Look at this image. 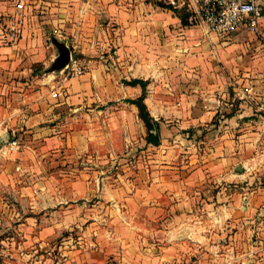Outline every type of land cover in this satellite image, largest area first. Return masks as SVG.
I'll list each match as a JSON object with an SVG mask.
<instances>
[{
	"label": "crops",
	"instance_id": "1",
	"mask_svg": "<svg viewBox=\"0 0 264 264\" xmlns=\"http://www.w3.org/2000/svg\"><path fill=\"white\" fill-rule=\"evenodd\" d=\"M18 1L0 0V182L12 183L14 177L20 175L42 177L46 174V157L61 158L62 161L63 152L70 151L66 147L68 144L73 140L74 144H83L84 137L71 139L67 127L71 123V128H78L93 110H108L109 105L105 103L108 95H105L102 86L103 81L108 84V80L103 75L102 65L111 62L112 58L123 65L132 63V70L123 68L121 71L128 79L152 80L156 77L157 65H161L165 71H172L174 65H185L186 71H181L189 76L195 70L191 86L200 88L196 96L198 99L195 103L185 102L182 111L197 112V125L193 123V129L187 133L194 135L197 131L194 129L205 125V118L214 116L218 111L230 112L225 132L220 136H211L215 137L213 141L216 139L219 142L212 152V157L218 161L212 170L219 174L223 169L229 170L227 174L234 176L235 181L245 182L241 186L244 198L240 202L236 201L235 193H230L229 196L233 198L227 201L215 199L216 195L212 201H205L201 195L193 194L200 193L199 186L190 191L189 186L182 184H163L165 194L158 197L156 193L150 195V202L154 205L149 208V212L155 213L152 217L155 221L160 212L158 209L162 207L165 212L164 219L158 217L164 224L163 230L160 228L158 232L159 242L154 240L151 247H148V243H141L138 247L129 243L132 237L123 231L124 222L117 209L124 205L121 190H112L92 181H80V176L92 171V168L72 169L59 165L54 175L78 176V181L73 179L71 183H53L46 190H42L41 185L33 188L44 201L51 199L49 203L52 208V215H37L36 221H48L47 224L53 225L51 229L58 236L68 230L64 242H61L64 245L60 246L65 258L58 264H173L174 240L190 237L199 240L210 233L220 235L219 229L197 231L193 235L192 229L187 227L188 223L180 235L174 233V217L170 215L178 206L185 209L180 215L184 214L182 216L187 219L194 216L204 220L207 216L213 225L223 224V227H227L223 234L230 238L241 236L239 233L242 231L245 235L256 232L261 245L259 248L264 255V184L252 188L254 176H262L264 181V150L261 154L254 153L258 142L263 143L264 140V17L258 35L242 27L229 36L219 37L216 33L206 32L202 26L184 25L173 11L152 0H136L138 4L133 11H124L123 2L128 0H21L24 3L25 28L21 38L11 42L3 23L18 12ZM32 11H36L35 16ZM48 23L51 25L48 26ZM48 27L57 31L64 40L53 38L49 41ZM70 39L74 41L76 50L78 48L79 52L89 54L92 59L88 60L89 70L81 77L85 80H70L63 95V91L60 94L59 90H55L58 89L55 78L61 76L68 63ZM110 42L117 47L118 57L101 55L103 60H96L93 54L106 49ZM62 49H65V53ZM210 62L211 67L208 65ZM98 63L101 67L97 66ZM50 64L53 66L52 72L48 71ZM36 65L42 66L40 73L45 72L36 73ZM183 78L191 81L190 78ZM98 80H101V87L93 92ZM126 87L128 91L136 92L134 99L142 96L140 85ZM182 95L189 101L188 97L194 94L183 92ZM92 96L99 97L100 104L96 105V109L90 104L91 100L97 101ZM151 97L149 91L145 103L151 115L159 121L152 112H160L162 107L152 103ZM199 98L206 102L205 109L198 104ZM219 102L226 105L219 106ZM130 106L137 112L135 104L131 103ZM164 112L167 111L164 109ZM219 131L222 132V129L216 133ZM209 133L204 135L206 140ZM14 138L18 140L17 149L11 146ZM225 138L229 140H223ZM221 148L223 151L220 152ZM77 152L73 160L82 157L80 152L83 153V147ZM259 158L262 161L260 168L255 166ZM241 163L243 171L239 174L237 171ZM178 189L184 196L180 202L175 201ZM218 193L217 197H220L221 192ZM189 196L194 203H198L197 206L189 201ZM193 206L195 210H192ZM189 209L192 210L191 214ZM4 219L0 217V222ZM7 220L11 222L13 217ZM29 222L28 215L20 219V235L26 239L29 238V230H23ZM51 229L42 227L35 232L36 238H44ZM175 237L177 239H173ZM178 246L183 248V242ZM12 250L10 248V253ZM204 251H200L198 264H215L206 260L210 254Z\"/></svg>",
	"mask_w": 264,
	"mask_h": 264
},
{
	"label": "rangeland",
	"instance_id": "2",
	"mask_svg": "<svg viewBox=\"0 0 264 264\" xmlns=\"http://www.w3.org/2000/svg\"><path fill=\"white\" fill-rule=\"evenodd\" d=\"M118 1L120 2V0ZM118 1L115 2L119 3ZM135 1L128 0L123 2L125 4L124 11H133L138 4ZM152 1L156 4L159 2L158 0ZM19 4H22L21 0L18 1L17 7ZM22 8H24V3ZM22 8L18 7V12L11 17L24 15ZM32 13L35 16L36 11H32ZM5 22L7 23L6 20ZM47 25L49 26L51 23ZM47 36L50 38L49 41H52L53 38L61 41L64 40L51 27H48ZM193 39L196 38L193 37ZM73 45L74 41L70 39V51L73 54V58L84 69L74 77L70 75L67 80L63 73L60 77L55 78L58 89H55L56 87L54 89L59 90L61 92L60 94L63 91V95L68 88L70 80L75 79L76 81H81V77L90 68L88 60L92 59L89 54L79 52L78 48L76 50ZM116 51L117 47L110 42V45L106 49L96 52L93 55L96 57V60L100 61L103 60L101 55L105 57L109 55L118 57ZM62 52L65 53V50L62 49ZM111 58H109V61ZM112 60L102 65L103 75L108 80V84H105L104 81L102 84L103 91L106 93L105 95H108L105 101L109 105L108 110L104 112L93 110L91 112L92 114H89V116L86 115L84 124L82 123L78 128H71V123L67 127L71 139H74L76 136L79 138L80 136L84 137L83 144H74L75 140L68 144L66 147L70 151L68 153L66 151L63 152L66 157L61 156L62 161L61 158L52 159V156H49L50 158L46 157V174L42 177L34 175L23 177L20 175L15 176L14 182L12 183L0 182V217L6 219L0 222V264H58L60 260L65 258L61 254L62 250L60 246L64 245L61 242H64L63 238L68 233V230L63 231L58 236L54 229H51L53 225L47 224L48 221H36L35 219L37 215H45L46 217H49L50 214L52 215V208L49 203L51 199L46 198L44 201L39 197L34 190L35 185H41L43 187L42 190H46V187L53 183H71L73 179L74 181H78V176L54 175L55 169L60 167H72V169H81L82 167L92 168L93 172L88 171L84 176H80L79 180L82 182H96L112 190L116 188L121 190V195L123 194L122 203L124 205L122 208L117 209L124 222L123 231L127 236L132 237L129 243H134L133 246L138 245V247H140L141 243L143 245L148 243V247H151L154 240L159 242L158 238H160V235L158 232L160 228L162 230L164 228L163 221L159 220V218L164 219L163 215L165 212L162 207L158 209L160 212L155 221L152 218L155 213L149 212V208L154 205L152 201L150 202V195L154 196V193H156L158 197L165 194L163 184L169 183L178 186L182 184L187 187L189 186L190 191L194 187L199 186L201 187L200 193L196 195L193 192V194L195 196L201 195L205 201H212L214 195H216L215 199L220 198L221 200L227 201L233 198L229 196L230 193H235V199L238 202L244 198V195H242L244 189L241 186L245 182L235 181L234 176L227 174L229 170L223 169L220 174L212 170L214 164L218 163L212 157V152L216 150L215 146L216 148L219 146V142L218 140L216 142V139L213 141L215 137L212 138L211 136H220V134L225 132L226 120L231 113L227 110L218 111L214 116L205 118V125L194 129L197 130L194 135L190 134L189 136V133H187L189 129H193V123L197 125V112H190L189 110L182 111L185 102L195 103L196 98L198 99L196 96L199 94L200 88H193L191 86V83H193L191 77L194 76L195 70L192 72L193 74L189 72L192 74L189 76L187 73L183 74L181 71V69L185 70V65H174L172 71L162 70L161 65L155 66L156 77L154 76L152 80H148L147 85V95L150 91L152 94V103L159 104L162 107L160 108V112H152L159 119L158 122L161 131V142L159 145H154L148 142V130L139 116L138 109L136 112V110L131 108V103L125 101V99H134L137 97L136 92H132L133 90L128 91L126 87L128 84L125 81L133 77L130 79L125 78L121 72L123 68L129 71L132 70L133 65L132 63L129 65L120 64L116 58H112ZM211 63L208 64L210 67ZM97 66L101 67L99 63ZM35 68H37L35 69L36 73L43 74L45 72L40 73V70H42V66L40 65H36ZM70 69L71 66L66 68L65 73H69ZM48 71H53L51 64L48 66ZM183 77L190 78L191 81L187 82ZM196 79L197 77H195ZM82 80L85 79L83 78ZM100 83L101 80H98V85L96 87L95 85L93 86V92L101 87ZM50 91L53 92L52 89ZM183 92H189L194 95L189 96V101H187V97L182 98ZM92 97L97 98V101H90L92 107L96 109V105L100 104L99 97ZM204 102L203 98L198 102L203 109H205ZM207 104L212 105L213 103L208 102ZM218 105L223 106L226 104L219 102ZM200 106H197L198 109H200ZM164 109L167 112H164ZM220 128L222 132L219 131L216 133ZM206 133L210 134L208 140L204 138ZM223 140L228 141L229 138ZM81 147H83V153L80 152ZM77 150L83 155L80 159L73 160L76 158ZM263 150L264 140L263 143L258 142L254 153L258 152L261 154ZM219 151L221 152L223 149L221 148ZM68 160H71V162H68ZM57 161L59 164H57ZM62 163L66 164L63 165ZM261 163L262 161L259 158L255 166L260 168ZM59 165L61 166L59 167ZM241 167L242 163L237 171L239 174L243 171L240 170ZM261 178L262 176H254L252 188L264 184ZM179 190H177L179 194L175 195L176 199L174 198L177 202H180L184 198ZM218 191L221 192L220 197H217L219 196ZM249 192L251 191L249 190ZM189 198V201L193 202L191 200L192 197L189 196ZM113 201H115L114 198ZM193 204L195 206L198 205L196 202H193ZM184 210L181 206L172 210L170 216L172 218L174 217L172 225L174 233L180 235L181 231L186 230L185 226L188 223L189 226L187 227L192 229L193 235L197 231L207 232L218 229L220 235L210 233L208 237L205 236L199 240L191 237L183 240H174L176 247L172 251L174 253L172 258L173 264H198L201 250H205L204 252L206 253L208 252L210 255L206 256V260L214 261L215 264H264V255L259 248L261 245L255 235L256 232H254V235L247 233L245 235L242 231L239 233L241 236L230 238L228 235L223 234V231L227 229V227L222 226L223 224L219 226L216 224L213 225L207 216H205L204 220L198 218L200 222L194 216L187 219L182 216L184 214L180 215ZM192 210L188 212L191 214ZM27 215L29 216L30 222L27 225L28 227H24L23 231H26V229L29 230L28 239L20 235L22 226L20 219ZM10 216L13 217L11 222L7 220ZM55 226L58 227L59 225ZM198 226H200L201 230L197 228ZM42 227L50 228L51 230H48L44 238L38 239L36 238L35 232L41 230ZM6 237H11L12 239L9 240ZM173 239L177 238L175 237ZM182 242L184 249L178 246ZM252 246L254 250L251 252L250 249H252ZM10 248H13L11 253L9 251ZM6 249L8 251L4 252ZM215 249L219 250L215 251ZM223 253L224 255H221Z\"/></svg>",
	"mask_w": 264,
	"mask_h": 264
},
{
	"label": "built area",
	"instance_id": "3",
	"mask_svg": "<svg viewBox=\"0 0 264 264\" xmlns=\"http://www.w3.org/2000/svg\"><path fill=\"white\" fill-rule=\"evenodd\" d=\"M161 5L171 11L185 9L190 13L191 25L202 26L206 32L216 33L219 37L229 36L244 27L253 34L261 33L264 17V0H158ZM23 4L18 7L22 8ZM23 9V8H22ZM7 29V36L11 42L18 41L25 28L24 15L7 19L3 23ZM69 61L62 73L68 77L76 76L84 68L73 58L70 51ZM71 69L65 73L66 68ZM72 71V72H71ZM18 140L12 139L13 149L18 148ZM264 224V219L262 220Z\"/></svg>",
	"mask_w": 264,
	"mask_h": 264
},
{
	"label": "trees",
	"instance_id": "4",
	"mask_svg": "<svg viewBox=\"0 0 264 264\" xmlns=\"http://www.w3.org/2000/svg\"><path fill=\"white\" fill-rule=\"evenodd\" d=\"M161 5L160 2H158ZM162 7H164L162 5ZM165 8V7H164ZM178 15L184 25H191L190 13L185 9H177L173 11ZM65 50V49H64ZM67 52V51H66ZM70 55V51L67 52ZM128 85H140L142 87V96L137 99L128 98L126 102L135 104L139 110V116L143 120L148 130V142L154 145H159L161 142L159 122L151 115L147 104L145 103V96L147 94L148 81L141 78H131L125 81Z\"/></svg>",
	"mask_w": 264,
	"mask_h": 264
},
{
	"label": "water",
	"instance_id": "5",
	"mask_svg": "<svg viewBox=\"0 0 264 264\" xmlns=\"http://www.w3.org/2000/svg\"><path fill=\"white\" fill-rule=\"evenodd\" d=\"M240 170H243L242 167L240 168Z\"/></svg>",
	"mask_w": 264,
	"mask_h": 264
}]
</instances>
